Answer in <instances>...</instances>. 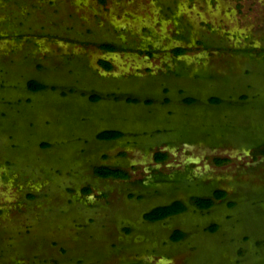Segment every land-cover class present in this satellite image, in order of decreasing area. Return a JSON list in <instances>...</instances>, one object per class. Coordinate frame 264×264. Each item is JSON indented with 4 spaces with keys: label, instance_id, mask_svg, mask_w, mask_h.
<instances>
[{
    "label": "rangeland",
    "instance_id": "374dc122",
    "mask_svg": "<svg viewBox=\"0 0 264 264\" xmlns=\"http://www.w3.org/2000/svg\"><path fill=\"white\" fill-rule=\"evenodd\" d=\"M263 149L264 0H0V264H264Z\"/></svg>",
    "mask_w": 264,
    "mask_h": 264
},
{
    "label": "trees",
    "instance_id": "16d2710c",
    "mask_svg": "<svg viewBox=\"0 0 264 264\" xmlns=\"http://www.w3.org/2000/svg\"><path fill=\"white\" fill-rule=\"evenodd\" d=\"M101 46L105 49H114L115 45L111 42H104L101 44ZM185 50L184 47L178 46L174 48V51L176 54H180ZM103 64L106 68L111 67V63L107 60H103ZM28 86L32 90H39L45 87V83L36 79H31L28 82ZM97 95V94H93ZM98 96V95H97ZM218 98V97H217ZM188 100H191V97L187 98ZM219 100V98H218ZM121 135V131L117 129H106L99 133V137L101 138H114ZM264 152V149L262 150ZM167 153L165 151H156L155 152V159L156 161L163 160L166 157ZM226 157H217L215 160L217 163H221L224 161ZM95 172L101 176V177H119V178H125L129 176V172L126 169H123L121 167H114V166H108V165H101L95 167ZM84 190H87V187H84ZM225 194L223 189H216L212 196H196V198H193V202L199 207V208H208L213 203L214 200L217 198L223 197ZM186 208V205L181 202L174 200L170 202L169 204H162L157 205L150 210L146 211L144 213V217L149 220H157L164 218L166 216H169L171 214L178 213ZM184 236L183 231H177L172 235L173 240L180 239Z\"/></svg>",
    "mask_w": 264,
    "mask_h": 264
},
{
    "label": "crops",
    "instance_id": "0c3cea01",
    "mask_svg": "<svg viewBox=\"0 0 264 264\" xmlns=\"http://www.w3.org/2000/svg\"><path fill=\"white\" fill-rule=\"evenodd\" d=\"M167 204H169V203H167ZM155 207V206H154ZM153 208V207H152Z\"/></svg>",
    "mask_w": 264,
    "mask_h": 264
},
{
    "label": "flooded vegetation",
    "instance_id": "af4514ba",
    "mask_svg": "<svg viewBox=\"0 0 264 264\" xmlns=\"http://www.w3.org/2000/svg\"><path fill=\"white\" fill-rule=\"evenodd\" d=\"M176 214V213H175ZM171 215H173V214H171Z\"/></svg>",
    "mask_w": 264,
    "mask_h": 264
}]
</instances>
